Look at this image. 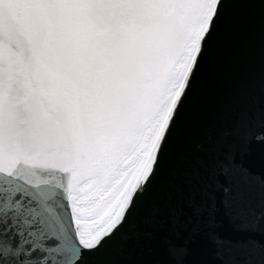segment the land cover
Listing matches in <instances>:
<instances>
[{
    "label": "water",
    "instance_id": "water-1",
    "mask_svg": "<svg viewBox=\"0 0 264 264\" xmlns=\"http://www.w3.org/2000/svg\"><path fill=\"white\" fill-rule=\"evenodd\" d=\"M209 0H0V264H264V0H219L146 163L80 208L167 104Z\"/></svg>",
    "mask_w": 264,
    "mask_h": 264
},
{
    "label": "rangeland",
    "instance_id": "rangeland-1",
    "mask_svg": "<svg viewBox=\"0 0 264 264\" xmlns=\"http://www.w3.org/2000/svg\"><path fill=\"white\" fill-rule=\"evenodd\" d=\"M219 0H209L206 6V11L198 25L176 66H180L176 76L172 79L170 87L166 95H170V98L163 108L160 115L155 120L152 126H148L141 139L123 160V162L103 181L86 190L80 192L77 190L76 185L72 184V194L79 203V207L85 208L94 201H102L113 196L127 181L135 175L136 169L139 166L141 160L144 157V153L147 152L151 146V142L156 137L160 127L162 126L165 116L172 106L173 102L177 98V94L182 87L184 80L187 76L193 58L195 56L198 43L203 36L205 28L207 26L209 17Z\"/></svg>",
    "mask_w": 264,
    "mask_h": 264
},
{
    "label": "bare ground",
    "instance_id": "bare-ground-1",
    "mask_svg": "<svg viewBox=\"0 0 264 264\" xmlns=\"http://www.w3.org/2000/svg\"><path fill=\"white\" fill-rule=\"evenodd\" d=\"M184 81H185V80H184ZM183 85H184V83H183ZM183 85H182V87L180 88V90H179V92H178V94H177L178 96H177L176 100L173 102L172 106H171L170 109L168 110V112H167V114H166V116H165L164 122H163L162 126L160 127V130L158 131V133H157L156 137L154 138V140L151 142L152 144H151L150 148L147 149L148 151L144 153V157H143V159L141 160L139 166L137 167L136 172H135V175L139 172V170H140V169L143 167V165L146 163V161H147L148 157L150 156V154H151V152H152L154 146L156 145V143H157V141H158L160 135L162 134V132H163V130H164L166 124L168 123L170 117L172 116V113H173V111H174L175 105H176V103H177V101H178V99H179V97H180V95H181V93H182ZM131 178H132V177H131Z\"/></svg>",
    "mask_w": 264,
    "mask_h": 264
}]
</instances>
